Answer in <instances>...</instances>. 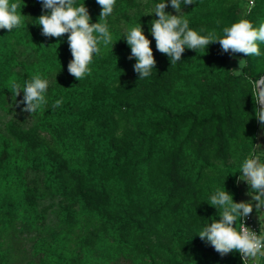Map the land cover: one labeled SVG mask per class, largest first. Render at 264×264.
I'll use <instances>...</instances> for the list:
<instances>
[{
  "label": "trees",
  "instance_id": "1",
  "mask_svg": "<svg viewBox=\"0 0 264 264\" xmlns=\"http://www.w3.org/2000/svg\"><path fill=\"white\" fill-rule=\"evenodd\" d=\"M11 2L20 4L23 16L19 28L0 29V105L13 94V81L23 87L40 75L54 82L44 93L46 103L31 113L42 112L35 126L24 129L12 121L8 135L0 133V233L18 214L39 219L42 193L28 179L33 170L67 202L65 222L101 221L98 233L80 241L77 264L115 255H141L151 264H243L236 251L209 253L206 247H214L198 233L220 219L222 209L209 204L216 190L242 202L241 168L256 154L258 132L259 105L250 81L264 74V43L257 41L259 56L244 54L245 66L237 74L215 42L197 51L185 48L181 60L171 63L147 35L156 63L140 79L125 38L104 55L93 54L89 72L78 81L68 71L73 57L62 41L69 34L44 36L38 25L50 10L41 0ZM82 4L90 23H98L97 0H75L76 6ZM181 5L189 9L180 16L200 35L211 32L220 38L225 27L241 19L256 29L264 23V0H254L243 18L233 0H194L191 5L181 0ZM102 22L109 25L107 19ZM20 44L35 50L31 64L19 60L15 46ZM57 100L62 103L53 108ZM239 223L238 218L237 230ZM179 239L182 255L173 246ZM1 246L0 238V264H7ZM34 246L38 257L31 264H74L59 233Z\"/></svg>",
  "mask_w": 264,
  "mask_h": 264
},
{
  "label": "clouds",
  "instance_id": "2",
  "mask_svg": "<svg viewBox=\"0 0 264 264\" xmlns=\"http://www.w3.org/2000/svg\"><path fill=\"white\" fill-rule=\"evenodd\" d=\"M115 2L116 0H97L102 7L99 22L90 23V15L84 4L76 6L75 0H41L43 9L50 10V14L41 15L37 19L38 25L42 27V34L56 38L69 34L68 43L73 59L68 65V71L78 81L89 72L88 66L93 60V54H99L101 51L100 44L105 47L112 44L109 27L102 21L112 14ZM193 3L194 0H183L185 5ZM166 6L165 0L155 5L152 13L159 18L151 22V34L155 38L157 50L166 54L171 63L181 60L185 48L197 51L216 41L225 52L231 50L233 53H244L248 56L261 54L257 41L264 43V23L256 29L249 20L241 19L231 27H225L224 35L220 38L211 32L200 35L189 28L187 19L180 15L167 14ZM171 6L177 13L181 12V0H171ZM248 11H251V6ZM22 16L19 3L0 0V29L11 32L19 28ZM126 41L131 47L132 56L137 60L135 72L139 73L140 79L148 77L156 62L150 40L143 34L141 25L131 27L127 31ZM239 64L240 68L244 67V60ZM250 83L253 101L259 105L255 109L256 117L264 124V76ZM47 88L48 81L40 75L33 76L23 87L15 81L10 84V90L15 97L23 91L22 102L26 105L23 111L29 113L37 112L46 103L44 93ZM61 103V100H57L52 107H59ZM241 173L240 179L246 180L251 187L249 195L258 202L257 212L264 214L260 212V209L264 208V163L260 162L258 156L253 155L244 161ZM209 204L217 210L222 209L220 219L213 220L200 231V238H206L221 255L236 251L241 254L243 264H261V258H264V234L252 231L242 222L252 212V204L236 203L228 191L220 189L211 195ZM238 218L241 220L239 230L235 227Z\"/></svg>",
  "mask_w": 264,
  "mask_h": 264
},
{
  "label": "rangeland",
  "instance_id": "3",
  "mask_svg": "<svg viewBox=\"0 0 264 264\" xmlns=\"http://www.w3.org/2000/svg\"><path fill=\"white\" fill-rule=\"evenodd\" d=\"M213 1L219 2L220 0ZM253 1L254 0H233L237 8V13L241 18L245 16L250 6L252 8ZM161 2H163V0H160L159 3ZM165 3L167 5L165 8L167 14L182 15L189 9V7L181 5V12L177 13L171 6V0H165ZM155 5L156 3L153 0H134L132 6L127 5L122 0H116L112 14L106 18L109 23L108 27L112 34L113 41L112 44L107 47L101 43L99 55H104L109 47L125 39L127 31L131 27L141 25L143 34L145 36L151 35V22L159 18L155 13H152ZM98 8L101 13L102 7L99 5ZM62 41L64 43L63 46L68 48V36ZM215 44L225 54L228 64L236 72H239L241 70L239 62L244 60V53H233L231 50L225 52L218 41H216ZM15 48L20 61L31 64L37 59L35 50L32 47L20 44L15 46ZM23 69L22 65L18 67L20 71ZM47 81L48 83H53L54 79L50 78ZM22 101L23 96L20 92L17 97H15L14 94H10L4 104L0 105V133L8 135L7 126L12 121H16L24 129H29L36 125L42 112L31 114L23 111L26 105ZM45 137L52 148L56 150L59 149V146H57L48 135H45ZM255 156H258L260 162L264 163V124L260 123L259 120ZM43 178L44 175L40 172L33 170L28 172L29 181L38 184L40 192L42 193L38 204V210L40 212L39 219L30 221L23 215L18 214L10 223L1 228V249L6 255L7 264H31V261L36 260L38 257L35 253V243L42 239L50 240L54 233H59L60 236L65 238L67 253L71 256L74 255V264H77L79 262L78 257L82 238L89 234H96L100 230L101 221L96 218L81 217L79 221L73 222L71 225L65 222L63 219L62 207L67 202L46 186V184L42 182ZM230 194L232 195V193ZM243 196H246L245 199L250 201L251 196L249 192L244 193ZM260 212L264 213V208L260 209ZM258 216L259 223L264 229V214H259ZM173 239L174 241L177 239L174 234ZM179 241V244L175 243L173 246L176 253L182 255L184 252V243L180 239ZM212 249L215 248L206 247L209 253L212 252ZM161 260L162 259H159L160 263ZM93 263L151 264L149 260L142 258L141 255H136L128 259L122 255L112 256L111 259L106 256H101Z\"/></svg>",
  "mask_w": 264,
  "mask_h": 264
},
{
  "label": "built area",
  "instance_id": "4",
  "mask_svg": "<svg viewBox=\"0 0 264 264\" xmlns=\"http://www.w3.org/2000/svg\"><path fill=\"white\" fill-rule=\"evenodd\" d=\"M240 189H241V200L242 202H247V203H251L252 204V207H253V210L252 212L243 219V223L245 224V226L249 227L252 231L254 232H257L258 234H264V229L263 227H261L260 223H259V214L256 210V204L258 203L257 201H255L253 198H252V195L251 196V199L250 201H247L245 198H244V193L246 192H250L251 191V187L250 185L247 183L246 180H242L240 179ZM240 224H241V220H240V223H239V228H240ZM239 256L242 260V257H241V254L239 253ZM263 259L264 258H261V264L263 262ZM243 262V260H242Z\"/></svg>",
  "mask_w": 264,
  "mask_h": 264
},
{
  "label": "crops",
  "instance_id": "5",
  "mask_svg": "<svg viewBox=\"0 0 264 264\" xmlns=\"http://www.w3.org/2000/svg\"><path fill=\"white\" fill-rule=\"evenodd\" d=\"M246 196H244V198H245Z\"/></svg>",
  "mask_w": 264,
  "mask_h": 264
},
{
  "label": "water",
  "instance_id": "6",
  "mask_svg": "<svg viewBox=\"0 0 264 264\" xmlns=\"http://www.w3.org/2000/svg\"><path fill=\"white\" fill-rule=\"evenodd\" d=\"M262 76H264V74Z\"/></svg>",
  "mask_w": 264,
  "mask_h": 264
}]
</instances>
